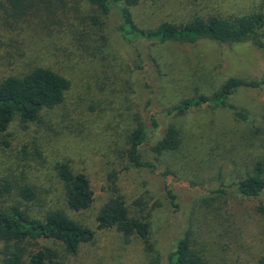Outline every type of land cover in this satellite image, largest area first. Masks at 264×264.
Here are the masks:
<instances>
[{
    "label": "rangeland",
    "instance_id": "374dc122",
    "mask_svg": "<svg viewBox=\"0 0 264 264\" xmlns=\"http://www.w3.org/2000/svg\"><path fill=\"white\" fill-rule=\"evenodd\" d=\"M262 1L140 0L133 14L140 27L152 29L165 20L180 23L195 15L246 14ZM57 13L8 28L0 12V81L45 66L71 82L65 101L45 110L41 121L16 119L0 134V189L7 181L15 189L3 196L6 203L28 183L37 190L34 200L23 202L32 215L43 218L62 209L95 232L94 240L76 253L41 241L59 247L66 264L149 263L139 237L127 241L116 228L98 226L97 212L114 187L134 213L149 212L161 264H169V253L187 231L208 264H257L264 257V215L259 211L264 191L246 197L234 182L252 173L258 161L264 163V86L239 88L230 98L250 113V124L223 107L203 105L181 115L165 111L184 98L214 92L231 76L264 78V50L250 41L130 43L117 29V9L103 29L92 23L98 12L88 0H67ZM153 118L159 123L156 130ZM139 123L150 130L142 154L156 165L154 171L127 166L129 135ZM169 124L180 128L182 144L156 155L152 146ZM59 162L89 177L95 195L89 208L68 206L56 170ZM165 184L177 195V206ZM137 199L142 205L135 204Z\"/></svg>",
    "mask_w": 264,
    "mask_h": 264
},
{
    "label": "trees",
    "instance_id": "16d2710c",
    "mask_svg": "<svg viewBox=\"0 0 264 264\" xmlns=\"http://www.w3.org/2000/svg\"><path fill=\"white\" fill-rule=\"evenodd\" d=\"M95 6L96 15H92V23L98 27L107 25L117 9L120 22L117 29L122 38L130 43L137 41H179L194 43L200 39H211L225 44L250 41L264 50V0L255 10L246 14H215L195 15L185 22L165 20L157 27L146 29L140 27L134 17L133 8L140 0H88ZM66 7L67 0H0V12L4 25L16 28L20 23L32 19L44 21L45 14H56L58 7ZM58 14V13H57ZM43 16V17H42ZM71 82L63 73L45 66H37L21 75H9L0 81V134L5 133L14 120L22 124L35 123L42 120L45 110L61 105ZM264 78H243L231 76L214 92L199 93L182 99L169 107L166 115L185 114L191 108L203 105L228 108L238 120L249 123L251 115L245 108L230 101L231 96L239 88H261ZM152 130L159 123L152 119ZM150 130L143 124L129 135L127 150V166L135 169L155 170L156 165L145 160L142 147L150 139ZM182 133L175 124H169L159 137L152 150L156 155L177 150L182 144ZM6 144L8 142L4 141ZM59 178L63 182L66 202L73 210L89 208L95 199L92 183L86 173L75 171L69 162H59L56 166ZM168 171L162 172L168 176ZM238 193L246 197H257L264 191V163L258 161L252 173L234 182ZM13 185L7 181L0 189V248L1 264H66L61 259L59 247L41 244L50 240L61 245L68 253L78 252L83 243L94 240L95 232L88 226L69 217L65 210L57 209L48 212L43 218L30 213L23 202L36 198L37 190L31 184L17 188L18 198L10 204L3 196L13 192ZM171 203L177 206V195L165 184ZM15 190V189H14ZM103 204L96 215L100 228H116L129 241L137 236L145 244L150 255L148 264H161V255L156 254L151 239V221L149 212L134 213L124 197L116 194ZM222 191V189L220 190ZM142 205V200H135ZM264 215V205L259 206ZM29 245L36 246L29 250ZM28 258V262L26 259ZM169 264H208L205 255L193 243L189 231L180 235L174 250L168 255ZM257 264H264V257Z\"/></svg>",
    "mask_w": 264,
    "mask_h": 264
}]
</instances>
